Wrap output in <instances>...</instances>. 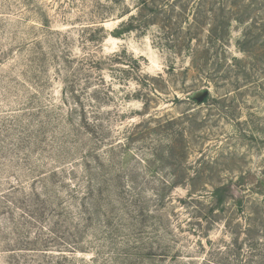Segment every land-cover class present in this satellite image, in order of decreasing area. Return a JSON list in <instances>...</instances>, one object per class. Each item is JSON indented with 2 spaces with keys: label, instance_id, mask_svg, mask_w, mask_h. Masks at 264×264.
Instances as JSON below:
<instances>
[{
  "label": "rangeland",
  "instance_id": "374dc122",
  "mask_svg": "<svg viewBox=\"0 0 264 264\" xmlns=\"http://www.w3.org/2000/svg\"><path fill=\"white\" fill-rule=\"evenodd\" d=\"M0 264H264V0H0Z\"/></svg>",
  "mask_w": 264,
  "mask_h": 264
},
{
  "label": "water",
  "instance_id": "95a60500",
  "mask_svg": "<svg viewBox=\"0 0 264 264\" xmlns=\"http://www.w3.org/2000/svg\"><path fill=\"white\" fill-rule=\"evenodd\" d=\"M206 94H207V93H204V94L201 96L200 100H203V99L206 97Z\"/></svg>",
  "mask_w": 264,
  "mask_h": 264
},
{
  "label": "trees",
  "instance_id": "16d2710c",
  "mask_svg": "<svg viewBox=\"0 0 264 264\" xmlns=\"http://www.w3.org/2000/svg\"><path fill=\"white\" fill-rule=\"evenodd\" d=\"M150 2H151V0H149ZM147 1L146 2H144V3H142V5H143V8L147 5Z\"/></svg>",
  "mask_w": 264,
  "mask_h": 264
}]
</instances>
